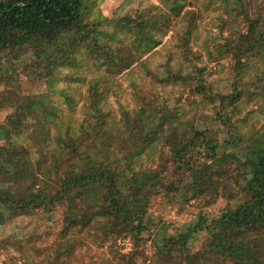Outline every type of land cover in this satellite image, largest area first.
Listing matches in <instances>:
<instances>
[{"label": "rangeland", "instance_id": "rangeland-1", "mask_svg": "<svg viewBox=\"0 0 264 264\" xmlns=\"http://www.w3.org/2000/svg\"><path fill=\"white\" fill-rule=\"evenodd\" d=\"M179 2L191 4L201 16L190 44L200 53L195 61L204 67V79L213 91H231L234 73L226 39L242 29L243 10L249 15L264 13V0ZM150 3L162 7L158 0H84L93 30L99 41L110 46L115 62L87 56L74 39L60 50L39 48L33 42L27 52L14 48L0 57V144L5 141L25 151L24 169L30 172L27 179L15 181L11 171L0 166V188L21 193L27 182L35 181V187L47 189L89 162L129 174L155 166L167 150L164 139L168 134L177 139L192 128L223 130L215 120L212 101L193 94L182 80L159 81L169 70L179 69L183 74L189 69L173 44L175 32L170 36L169 30L154 49L144 53L146 41L133 39L117 26L120 17ZM130 53L133 64L120 70ZM235 86L241 97L226 113L237 139L229 157L221 162L231 169L264 148V50L250 57ZM135 121L145 139L142 143H135L131 135ZM216 136L221 152L225 135L217 132ZM69 144L78 145V157L70 155ZM209 199L211 211L222 205L218 193ZM196 201L189 199L182 210L177 205L153 208L150 212L160 215L153 238L176 232L193 219L199 210ZM102 204V187L91 186L83 202L73 201V211ZM63 213L59 206L50 213L21 215L0 224V264H46L54 248L63 244L59 237ZM204 237L201 232L190 238V248H199ZM74 239L70 264H117L109 241L101 242L94 229L83 230ZM116 245L121 253L132 248L128 236L118 237ZM261 248L264 251V241ZM144 251L152 254L149 243Z\"/></svg>", "mask_w": 264, "mask_h": 264}, {"label": "trees", "instance_id": "trees-1", "mask_svg": "<svg viewBox=\"0 0 264 264\" xmlns=\"http://www.w3.org/2000/svg\"><path fill=\"white\" fill-rule=\"evenodd\" d=\"M158 1L162 7L150 3L135 9L120 17L117 26L133 39L146 41L144 53L154 49L169 30L170 36L175 32L173 44L189 69L183 74L179 69L170 71L167 63L169 72L159 81L182 80L193 94L212 101L215 120L222 124L223 130L192 128L177 139L168 134L164 139L167 150L159 155L155 166L129 174L89 162L69 171L47 189L35 187V181L27 182L21 193L0 188V224L21 215L50 213L59 206L64 209L59 231L63 244L54 248L46 264H70L77 241L74 236L89 229L99 233L101 242L109 241V250L117 264H264L261 248L264 148L257 149L253 159L243 160L233 169L221 165L237 139L226 110L233 109L241 97L235 83L250 57L264 50V13L249 15L243 10L242 29L226 39L230 41L225 47L232 58L234 84L231 91L222 93L213 91L204 79V67L195 61L200 53L191 49L190 42L195 38L201 17L199 10L179 0ZM93 29L84 0H0V57L14 48L27 52L33 48V42L39 48L60 50L74 39L87 56L115 62L114 52L107 43L99 41ZM133 62L130 53L123 58L120 70ZM137 123L132 124L131 135L135 143H142L145 139ZM217 132L225 135L222 139L225 148L222 146L221 152ZM77 146L69 144L72 157L80 155ZM26 156L25 151L11 147L8 142L0 144V166L10 170L15 181L27 179L30 173L24 169ZM97 185L102 187L103 204L74 213L73 201L83 202L89 188ZM212 193H218L222 201L214 211L209 199ZM189 199H196L199 207L194 218L178 231L154 239L160 215L150 211L157 205H177L182 210ZM201 232L205 234L204 240L199 248L192 250L189 239ZM121 236H128L132 242L127 253H121L116 245ZM18 241L20 244L21 240ZM147 243L153 249L152 254L144 251Z\"/></svg>", "mask_w": 264, "mask_h": 264}]
</instances>
